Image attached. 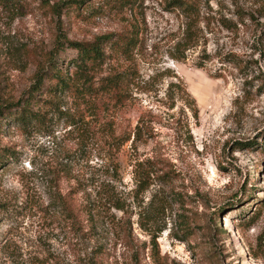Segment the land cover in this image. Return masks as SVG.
Here are the masks:
<instances>
[{"label":"rangeland","instance_id":"obj_1","mask_svg":"<svg viewBox=\"0 0 264 264\" xmlns=\"http://www.w3.org/2000/svg\"><path fill=\"white\" fill-rule=\"evenodd\" d=\"M65 1L0 4V103L49 62L72 73L68 42L106 35L132 46L105 48L92 74L125 73V96L82 106L79 130L69 96L38 129L0 123V149L18 154L0 167V264H264V0H204L192 15L170 0ZM135 160L155 167L143 185Z\"/></svg>","mask_w":264,"mask_h":264},{"label":"trees","instance_id":"obj_2","mask_svg":"<svg viewBox=\"0 0 264 264\" xmlns=\"http://www.w3.org/2000/svg\"><path fill=\"white\" fill-rule=\"evenodd\" d=\"M87 1L89 0L65 1L64 3L68 6L65 5L64 8L68 10L72 8L78 9L81 5L87 3ZM108 1L111 2H106L107 4H113L116 7L120 6L123 9V7H127V2L129 0ZM203 2L204 0H170L168 4L169 7H171L170 9H173L174 11L177 10L182 14L192 15L198 12L200 5ZM14 3H18V0H0V4L4 7H8ZM112 39V35H106L100 36L91 42H68V46L77 52L76 59L71 62L73 72L63 73L55 66V64H50V62L48 68L37 70L34 75V84L30 89L22 94L19 100L0 103V123H9L10 121H14L23 129H38L46 123V112L59 111V107L56 106L57 103L54 99L57 97L69 96L77 104L80 110L77 112L78 118L64 113L65 119L69 124V127L73 126L79 130L83 121L82 118H79L82 106L88 108L90 104H93L95 101L100 99L114 98L118 101L122 96H125L127 83V76L125 73H115L113 75L103 77L97 82H95L92 74L93 71L99 69L109 58L104 50L105 48L113 50L112 53L117 55L118 53L126 54L132 46L131 42L133 40L131 38L119 37L115 42ZM45 81H47L48 84H45ZM42 93L48 95L49 99H41L39 96H41ZM34 107H37V110H34ZM142 129L143 126L140 124L135 127L132 144L139 140ZM130 139V136L126 139L113 138L112 146L117 151ZM246 145H251L253 147L256 143L252 144L249 142ZM11 160H18L17 152L10 149H0V167L8 164ZM152 167L153 166H149L145 169L143 164L135 160L133 164V172L135 177L138 178L139 184L143 185L141 180H145L144 178H140V176L145 174L148 178L150 175L148 171L155 168ZM156 169L157 171L159 170L158 168ZM166 177L167 173L162 177L163 180L166 179ZM83 183L84 182L82 180H79L78 185H83ZM77 189L79 190V188ZM73 192V190L69 191V193L63 198L64 207L62 210L66 216L71 215L70 207L66 205V202ZM108 201L111 202L110 199ZM97 203H100V201H97ZM93 204L94 205L92 207L83 211L84 214L89 215L91 220H94L96 201ZM105 205H107V203H105ZM105 205H102V207ZM108 207H112L118 211L122 210V206L118 200L111 202Z\"/></svg>","mask_w":264,"mask_h":264}]
</instances>
